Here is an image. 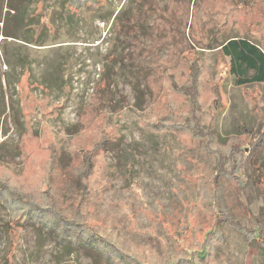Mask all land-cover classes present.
<instances>
[{
    "label": "rangeland",
    "instance_id": "1",
    "mask_svg": "<svg viewBox=\"0 0 264 264\" xmlns=\"http://www.w3.org/2000/svg\"><path fill=\"white\" fill-rule=\"evenodd\" d=\"M11 1L18 6L27 0ZM31 2L28 12L35 25L25 29L7 9V0H0V180L23 190H45L59 182L72 162L78 164L79 152L109 139L106 152L92 158L84 180L89 191L81 211L87 224L132 255L153 254L161 260L185 256L192 236L202 241L216 224L213 156L201 152L186 134H154L144 126L163 111H174L176 121L178 113L185 115V100L168 80L171 75L184 81V60L199 56L201 114L208 121L214 113L220 143L228 137H254L258 119L264 118V85L236 86L217 49L192 44L187 53L181 49L180 59H172L171 52L181 39L177 31L189 27L193 16L197 36L201 29L216 30L217 35L225 32L224 38H250L264 50V0H238L239 9L233 0H148L155 7L143 31L155 32L160 20L172 22V29L163 36L160 28L153 40L137 33L135 41L127 42L111 28V13L127 10V0H73L67 8L73 15L67 18L68 12H58L64 9L61 0ZM235 13L236 19H226ZM225 21L227 28L222 27ZM6 32L36 44L7 38ZM136 53L139 61L153 65L167 59L163 68L151 69L152 94L145 85L148 70L140 73L134 66ZM248 147L249 142L242 147L246 183L240 197L260 219L264 183L248 177L255 167L249 164ZM229 197L225 205L235 206ZM223 238L222 244H213L216 253L207 264H264L258 241H247L229 228ZM190 258L193 264H206ZM99 259L94 249L65 250L52 233L31 224L13 226L0 202V264H101Z\"/></svg>",
    "mask_w": 264,
    "mask_h": 264
},
{
    "label": "trees",
    "instance_id": "2",
    "mask_svg": "<svg viewBox=\"0 0 264 264\" xmlns=\"http://www.w3.org/2000/svg\"><path fill=\"white\" fill-rule=\"evenodd\" d=\"M31 1L27 0L25 4L18 6L11 3V0H7L6 3L9 12L16 16L17 21L25 29L35 25L33 16H30L28 12L29 8L33 7ZM61 1L64 9L58 10V12L63 14L68 12L65 18L71 17L73 14L67 8L73 0ZM133 1L127 0L128 8L123 10L126 11L124 15L122 14L123 11L116 14L111 13V28L117 39L122 38L125 42L135 41V34L142 33L146 38L153 40L154 34L161 32L160 28L165 31L163 36L166 33L169 34V30L172 29V22L168 20L164 22L160 20L162 24L157 23L154 26L155 32L151 34L144 32L142 28L149 17V10L155 7V3L151 2V6L149 3L147 5L148 0H140L138 2L134 1L135 5ZM233 1L236 3V8L239 9L238 0ZM133 11L134 14L132 15ZM238 15V13L231 14L226 19H236ZM208 16L209 13H206V18ZM192 19L195 22L196 17L193 16ZM193 22L189 27L186 28L185 26L184 31L180 29L177 31V33L182 32L181 39L178 41L179 45L172 44L174 46L173 52H171L172 59L176 56L180 59L181 49L183 53H187L189 46L192 44L202 45L203 47L200 48L208 51L217 49L221 56L227 60V72L230 77L234 78L236 86L264 85V50L259 44L247 37L227 36L224 38L226 36L223 35L225 32L217 35L220 33L209 29H207V32L201 29L202 32L197 36L193 32ZM226 22L222 23V27L225 26ZM224 28H227V24ZM4 36L15 38L30 45L36 44H33L29 39L25 40L24 37V40H22L20 35L17 34L13 35V33L6 32ZM217 37H223V39L218 40ZM153 54L147 55L145 60L150 59ZM136 55L139 58H136L134 62L140 63L134 66H136V69L138 66L140 73L143 68L148 70L145 85L149 93L152 94L149 80L151 69L154 66L159 69L163 68L167 59H156L153 65L152 62L139 61L142 57L137 53ZM184 65L186 74L184 75V81L178 82L171 75L168 81L171 89L184 98L185 115L182 116L181 113H178L177 116L180 117V120L176 121L171 116L174 111L169 110L170 112L167 113L163 111V115H159L154 121L146 123L144 128L154 134H186L188 141L192 144L196 143L201 152L213 156L211 167L213 173L211 181L214 187L212 202L218 216L215 218L216 224L212 230L206 232L202 241L192 236V241L187 247L189 251H186L187 249L183 250L186 252L185 256L175 260L177 257L167 255L161 260L153 254L141 253L138 256L129 254L109 237L97 234L96 230L87 224L86 219L88 218L81 211V206H84V198L89 191L84 180L92 170V158L100 151L106 152L109 139L101 140L89 151L79 152L77 155L78 164L75 166L72 162L69 169L61 171L59 182L50 184L45 190H23L14 186L8 180H0V202L10 212L12 225L23 227L31 224L35 229L50 232L54 235L56 243L71 253L78 252L81 248L94 249L100 255L99 263L101 264H193L190 257L207 264L213 260L216 253L213 244L223 243L226 228L247 241H258L259 245L264 248V214H261L262 218L256 219L247 211L248 208L246 209V204L240 197V190L246 183L245 175L241 170L245 151L242 147L247 142H249L247 151L250 154L249 164L255 165L248 177L255 184L264 183V118L260 117L258 119V130L254 137L250 139L228 137L224 143H220L216 132L217 121H212L215 119L214 113H211V119L208 121L204 119V114H201V104L198 99L201 81L200 57L194 56L188 62L184 60ZM208 112L206 110V114ZM1 115L2 113H0ZM250 131H246L242 135ZM59 183L61 185L57 187ZM229 192H231L230 197ZM228 197L234 202L235 206L225 205L224 200Z\"/></svg>",
    "mask_w": 264,
    "mask_h": 264
}]
</instances>
